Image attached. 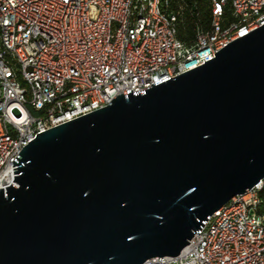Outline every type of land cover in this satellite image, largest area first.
<instances>
[{"label": "water", "instance_id": "1", "mask_svg": "<svg viewBox=\"0 0 264 264\" xmlns=\"http://www.w3.org/2000/svg\"><path fill=\"white\" fill-rule=\"evenodd\" d=\"M215 56L23 148L16 185L0 190V264L176 257L253 189L264 178V25Z\"/></svg>", "mask_w": 264, "mask_h": 264}, {"label": "built area", "instance_id": "2", "mask_svg": "<svg viewBox=\"0 0 264 264\" xmlns=\"http://www.w3.org/2000/svg\"><path fill=\"white\" fill-rule=\"evenodd\" d=\"M206 2L208 18L199 0H0V190L16 185L14 161L38 134L200 67L264 25V0ZM145 264H264V178L178 256Z\"/></svg>", "mask_w": 264, "mask_h": 264}, {"label": "trees", "instance_id": "3", "mask_svg": "<svg viewBox=\"0 0 264 264\" xmlns=\"http://www.w3.org/2000/svg\"><path fill=\"white\" fill-rule=\"evenodd\" d=\"M200 6H201V12L203 13L204 17L208 18V12L207 11V2L206 0H199ZM194 25V21L191 20L189 22H186V24L182 25L179 33V38L183 41H189L192 40L194 35L192 32V28Z\"/></svg>", "mask_w": 264, "mask_h": 264}]
</instances>
